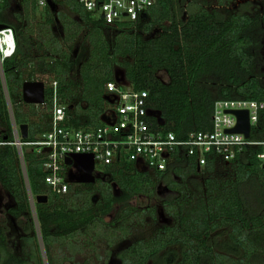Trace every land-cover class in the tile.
Instances as JSON below:
<instances>
[{"label":"trees","instance_id":"trees-1","mask_svg":"<svg viewBox=\"0 0 264 264\" xmlns=\"http://www.w3.org/2000/svg\"><path fill=\"white\" fill-rule=\"evenodd\" d=\"M241 1L246 0H155L138 21L109 27L79 0L49 4L41 11L42 22L37 0H20L22 12L14 14V21L8 17L13 0H0V25L14 30L16 42V52L4 60L0 76V122L6 128L0 132V143L14 142L13 121L18 128L29 126L28 141L49 132L55 95L67 108L69 127H102L113 109L106 86L116 81V69L124 72L134 90L149 93L151 121L178 140L191 132L211 131L218 100L264 103V83L256 74L259 41L253 34L264 25V0H254L262 6L256 17L230 9ZM56 7L63 10L55 12ZM57 21L62 37L53 32ZM161 72L168 82L159 77ZM211 77L218 80L217 97L208 81ZM32 81L46 84V102L39 107L23 102V84ZM252 140L264 141V110ZM262 150L245 147L230 164L211 156L203 169L193 157L176 155L165 172L140 170L122 160L103 168L108 181L71 184L62 196L52 194L45 183L44 157L27 151L31 192L49 197L47 204L35 207L43 243H49L51 252L54 242L75 235L104 239L111 246L125 241L135 222L144 223L130 202L154 196L164 183L175 195L163 202L171 223L120 252L121 264H150L160 257L166 264H264V210H252L248 201L253 189L264 188V168L257 157ZM0 187L16 204L10 210L15 218L29 213L26 181L13 145H0ZM117 205H122V211L107 223ZM142 214L157 217L155 208ZM98 223L104 224V231L94 234ZM216 239L224 240L226 250L215 247ZM0 250L6 252L4 264L27 263L10 252L1 228Z\"/></svg>","mask_w":264,"mask_h":264},{"label":"built area","instance_id":"built-area-1","mask_svg":"<svg viewBox=\"0 0 264 264\" xmlns=\"http://www.w3.org/2000/svg\"><path fill=\"white\" fill-rule=\"evenodd\" d=\"M56 0H37V6L43 11ZM84 8L103 18L109 27L118 23L136 22L151 8L155 0H79ZM16 52L14 30L7 27L0 31V62L11 58ZM54 88L57 83L53 84ZM106 90L113 103L112 112L102 127L76 129L69 127L67 108L60 105L54 97L53 121L49 132L37 136L34 140L22 139L20 129L13 121L14 142L0 143L17 148L26 181L28 198L36 213V197L32 194L28 182L25 152H35L44 157L43 170L45 183L52 194L66 195L70 191V174L78 173L76 165L69 166L66 161L74 155H92L98 167L114 165L122 160L134 163L140 170L165 172L176 155H186L196 160L199 169H203L211 156L226 164L235 161L245 147L261 146L257 156L264 168V141L254 142L240 134H229L237 119L226 111L247 110L250 113L252 135L258 124L264 103L237 100H218L215 103L212 130L191 132L185 140H178L173 132L157 128L151 121L152 112L147 91L134 90L129 84L117 81L107 84ZM8 98V97H7ZM10 113L11 105L8 99ZM37 107L41 105H35ZM37 218V216H36Z\"/></svg>","mask_w":264,"mask_h":264},{"label":"rangeland","instance_id":"rangeland-1","mask_svg":"<svg viewBox=\"0 0 264 264\" xmlns=\"http://www.w3.org/2000/svg\"><path fill=\"white\" fill-rule=\"evenodd\" d=\"M248 4L249 6H247ZM230 9L240 10L243 13L256 17L259 15V12L262 11V6L257 1L246 0L234 4ZM61 10L63 9L58 7L54 8L55 12H60ZM21 12L22 8L20 0H13L12 6L8 12V17L14 21V14ZM37 15L38 21L42 22L44 20L43 13L39 10ZM183 18L184 12H181L180 19L182 20ZM53 32L59 37L63 36V29L60 22L57 21L53 26ZM109 34H116V31H109ZM253 34L259 41L258 46L255 49L256 74L260 76L264 83V25H261L260 28H256ZM81 38L74 45V56L80 48ZM0 76L3 78L1 62ZM159 77L164 82H168V77L164 72H161ZM115 79L121 84H126L124 72L121 69H116ZM208 81L211 84V90L217 97L218 80L211 77ZM8 99L9 98H7V101ZM5 130L6 128L4 124L0 122V132H4ZM96 177L97 180L102 179L103 181H108V177L104 174V169L102 167H98ZM79 185L80 184H77V186ZM253 191L254 193L251 191V193L248 194V201L251 206L250 208L255 211L264 210V188L261 187L258 188V190L253 189ZM113 192L116 196L121 195L120 190L115 186H113ZM174 196L175 195L173 193L168 191L164 183H160L154 196H140L133 199L130 202V206L135 207V214L143 215L144 223L135 222V227L133 228L131 235L125 241H121L116 245L111 246L104 239L95 240V238L75 235L74 238H63L54 242L50 252L49 243H43L36 213L30 205L28 195L27 200L30 211L29 213L24 214L22 218L17 219L10 213V210L16 206L14 200L4 189L0 187V228L7 237L10 252L15 257L27 262L26 264H121L119 260L120 252L126 249L133 242L151 237L157 229L171 223L172 220L165 213L163 202ZM149 208L156 209V220H153L149 214H142ZM122 209V205H117L113 212L106 217V222L109 223L113 221ZM102 227H104V224L98 223L97 228H94L93 233L95 234V230L103 232L104 229ZM27 237L31 238L28 240L25 239L30 246L25 245L24 243L25 240L23 239ZM36 242L38 244L37 247L33 244ZM214 245L218 250H226L224 240L216 239L214 241ZM5 253L6 252H0V264H4L3 259L6 256ZM27 253L29 256H27ZM164 259L165 257L157 258L151 261L150 264H166L164 263Z\"/></svg>","mask_w":264,"mask_h":264},{"label":"water","instance_id":"water-1","mask_svg":"<svg viewBox=\"0 0 264 264\" xmlns=\"http://www.w3.org/2000/svg\"><path fill=\"white\" fill-rule=\"evenodd\" d=\"M7 27L6 25H0V31L5 30ZM22 97L24 103L28 105H44L46 102V84L41 81L25 82L22 87ZM226 113L235 116L237 119L236 126L233 129L227 130L226 133L240 134L245 139L250 140L252 138V126L249 111H226ZM19 129L22 139L27 140L29 138V126L21 125ZM66 163L69 166L75 164L79 170L78 175L74 177L71 175L69 178L73 177L74 183L94 184L96 182L95 160L92 155H74L72 158L67 159ZM36 201L38 204H47L49 197L40 195L36 197Z\"/></svg>","mask_w":264,"mask_h":264},{"label":"flooded vegetation","instance_id":"flooded-vegetation-1","mask_svg":"<svg viewBox=\"0 0 264 264\" xmlns=\"http://www.w3.org/2000/svg\"><path fill=\"white\" fill-rule=\"evenodd\" d=\"M78 174H79V172H78V173H71L70 176L73 175V177H74V176H76V175H78ZM73 177H71L70 182H71L72 185H77V183H74V182H73V180H74ZM69 178H70V177H69ZM96 181H97V180H96Z\"/></svg>","mask_w":264,"mask_h":264}]
</instances>
